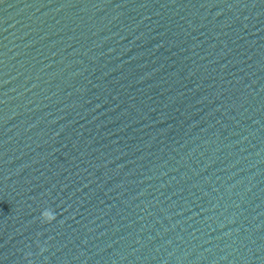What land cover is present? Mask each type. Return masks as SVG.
Returning <instances> with one entry per match:
<instances>
[{
    "label": "water",
    "instance_id": "1",
    "mask_svg": "<svg viewBox=\"0 0 264 264\" xmlns=\"http://www.w3.org/2000/svg\"><path fill=\"white\" fill-rule=\"evenodd\" d=\"M0 264H264V0H0Z\"/></svg>",
    "mask_w": 264,
    "mask_h": 264
}]
</instances>
